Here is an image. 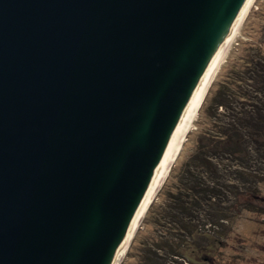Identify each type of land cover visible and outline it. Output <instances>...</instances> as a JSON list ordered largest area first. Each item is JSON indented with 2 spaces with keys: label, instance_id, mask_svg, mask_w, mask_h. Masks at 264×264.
<instances>
[{
  "label": "water",
  "instance_id": "95a60500",
  "mask_svg": "<svg viewBox=\"0 0 264 264\" xmlns=\"http://www.w3.org/2000/svg\"><path fill=\"white\" fill-rule=\"evenodd\" d=\"M247 0H0V264H115Z\"/></svg>",
  "mask_w": 264,
  "mask_h": 264
},
{
  "label": "trees",
  "instance_id": "16d2710c",
  "mask_svg": "<svg viewBox=\"0 0 264 264\" xmlns=\"http://www.w3.org/2000/svg\"><path fill=\"white\" fill-rule=\"evenodd\" d=\"M245 42L254 52L214 81L203 110L205 128L192 154L163 183L164 203L151 205L154 233L139 241L135 264H200L227 238L228 224L253 207L250 196L263 179L254 171L264 163V44Z\"/></svg>",
  "mask_w": 264,
  "mask_h": 264
},
{
  "label": "rangeland",
  "instance_id": "374dc122",
  "mask_svg": "<svg viewBox=\"0 0 264 264\" xmlns=\"http://www.w3.org/2000/svg\"><path fill=\"white\" fill-rule=\"evenodd\" d=\"M256 4H258V8L260 9H257ZM248 38L255 40V42L259 41L262 43L263 41L264 44V0H253L248 13L239 28L237 37L228 48L225 56V58L228 57L227 62L223 65L225 61L224 58L222 64L217 70L215 80L225 77L230 72L231 63L237 61V58V64L241 65L243 64L242 57L246 53L252 54L254 52V50H250V47L248 49V46L246 45L245 40ZM214 84L215 83L213 82L208 89L199 109V113L196 116L197 121L195 120L194 122V127L196 129L194 128V130H191V133L187 137L189 140L186 139L187 141L183 145L182 151L177 157L173 167L184 161L195 149L199 132L205 128V123L202 120V117L204 116L203 110L210 102L211 92L215 88ZM255 166L256 171L258 170V172L254 171V173L260 175L263 179L256 184L257 187L255 188V193L250 196L252 199L250 203L253 207L244 210L241 215L237 216L228 224L227 228L230 232L227 238H223L221 243H215L213 251H211L212 254L206 258V261H202L200 264H264V173H261L262 170H259L258 168L261 166V169H264V163ZM171 176L174 175L169 173L168 177L170 179ZM246 186L249 187L248 185ZM166 197L160 189L146 210L140 225L135 232V238L133 237V241L130 243L119 264H125L126 262L135 264L137 262L138 254L140 252L138 249L139 241L141 238L146 239L148 236L152 235L155 229L154 225L148 222L150 211L153 209L151 205L154 204V208H157L158 204L164 203ZM210 230L211 232L213 231L212 228ZM158 231L156 233H158Z\"/></svg>",
  "mask_w": 264,
  "mask_h": 264
},
{
  "label": "bare ground",
  "instance_id": "6f19581e",
  "mask_svg": "<svg viewBox=\"0 0 264 264\" xmlns=\"http://www.w3.org/2000/svg\"><path fill=\"white\" fill-rule=\"evenodd\" d=\"M253 0H247L245 5L243 6L231 32L229 33L227 39L225 40L224 44L222 45V47L220 48V50L217 52V55L212 63V66L206 76V79L203 83V86L200 90V93L198 95V98L195 102V105L192 109V112L189 116V119L186 123V126L183 130V132L181 133L179 139L177 140L171 155L167 161V164L165 166V168L162 170V172L160 173V175L158 176V178L156 179V181L154 182V184L152 185L147 197L145 198L136 218L135 221L133 222V225L130 229V232L128 234V236L126 237L124 243L122 244L117 257L115 259V264H119L121 258L123 257V255L125 254L126 250L128 249L130 243L133 240V237L135 235V232L137 230V228L140 225V222L146 212V210L148 209L149 205L152 203L154 197L157 195V193L159 192V190L161 189L163 183L165 182V180L167 179L175 161L177 160L178 155L180 154L183 145L187 139V136L189 134V132L194 128V122L196 120V116L199 113V109L203 103V100L205 98V95L208 91V89L210 88V86L212 85V83L215 80V76L217 73L218 68L220 67V65L223 62V59L225 58L228 48L231 45V43L233 42V40L237 37V33L239 31V28L245 18V16L247 15L249 8L252 5Z\"/></svg>",
  "mask_w": 264,
  "mask_h": 264
}]
</instances>
